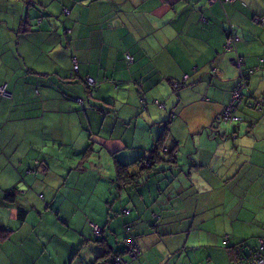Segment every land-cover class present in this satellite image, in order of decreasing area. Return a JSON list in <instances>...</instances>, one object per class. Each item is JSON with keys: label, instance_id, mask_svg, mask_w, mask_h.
<instances>
[{"label": "crops", "instance_id": "1", "mask_svg": "<svg viewBox=\"0 0 264 264\" xmlns=\"http://www.w3.org/2000/svg\"><path fill=\"white\" fill-rule=\"evenodd\" d=\"M254 15H264V0H0V85L10 93L0 97V264L126 257L127 226L142 238L129 264H230L227 247H257L264 109L243 101L239 126L216 122L241 71L237 56L222 52L227 23L239 28L242 71L261 67L249 93L264 92V30ZM185 76L174 91L171 82ZM64 119L88 125L99 148L81 129L75 138L62 130ZM170 154L178 169L167 179L179 187L124 190L116 181L118 166L134 174L143 162L151 163L145 176L163 181L156 163ZM178 163L194 172L184 176ZM98 177L113 193L94 188ZM84 222L87 234L76 227Z\"/></svg>", "mask_w": 264, "mask_h": 264}, {"label": "rangeland", "instance_id": "2", "mask_svg": "<svg viewBox=\"0 0 264 264\" xmlns=\"http://www.w3.org/2000/svg\"><path fill=\"white\" fill-rule=\"evenodd\" d=\"M104 35H106V32L104 31ZM221 124H224V125H229L231 127L233 126H239L241 123L239 122H233V121H228V122H221ZM61 129L64 130L66 133H68L70 136H72L73 138H75L76 136V132L78 129H81L84 131L85 135H86V138L89 140L90 144L93 146V147H98V145H94V142L93 140L91 139V134H93L94 132L90 130L89 126L82 123V124H78V123H72L71 121H69L68 119H64L62 124H61ZM161 156H163V152H160ZM166 156V155H165ZM180 157V156H179ZM182 158L181 162L183 161H187L188 159H190V156H188V153L187 154H183V157H180ZM163 160H168V157H162ZM103 160H105V157H103ZM210 160H215V157L214 158H210ZM178 162V161H177ZM226 162V161H225ZM149 163L147 162H143V167L144 169L147 171L149 166H148ZM158 165V168L156 169V174L157 176H160L162 178L163 181L159 180V179H155L154 178H151L149 180H147V184H150L154 187H158V186H161V187H164L165 185L167 186H170L172 188H177L179 187V183L177 181H174L175 183H170L167 179V176L168 174H173L176 172V169L172 168V166L167 162H162V163H159L158 162L156 163ZM180 165V163H178V166ZM191 172H194L190 166L188 165H180V171L182 172V174L184 176H186L188 173H189V170ZM145 170H142L141 173L143 174V177H144V173L146 172ZM193 176H194V173H193ZM145 178V177H144ZM150 185H147V187H145V194L147 196H149L150 194L153 195L154 194V190H153V187ZM187 186V185H186ZM70 187V186H69ZM94 188L97 189V190H104L106 191L108 194H111L113 193V190H114V183L112 182H109V181H104L102 180L101 178L98 177V180H96L94 182ZM204 190H206L207 188H203ZM69 192V190H66ZM115 192L119 193L120 190L119 189H115ZM126 194V193H125ZM72 198L68 199V203H72ZM197 202V205L199 206V204H201L202 208L204 210H211V208L209 206H203L201 201L198 199L196 200ZM79 204V203H78ZM258 213H259V216L263 215V200L262 199H259L257 200V208L255 209ZM246 221H249V222H252L253 219H254V215L249 213L247 217H245ZM85 224L83 226H80L79 224L76 225L77 229H80V227H83L84 228V233L87 234L88 233V227L89 225L86 224V222H84ZM91 228H92V232H93V236L95 238L99 237L102 235V232L100 233V235H96L94 233V230H93V227L91 225ZM129 228V227H128ZM127 227H125V230L126 232L129 234V240L131 238H134L135 239V236L131 233V228L128 229ZM248 232V231H247ZM143 237V236H142ZM139 240H141L142 238L138 237ZM128 241H126V251H125V254H128V255H131L133 254V252L130 250V247L128 246ZM124 242V241H123ZM56 245L58 247H62V243H59V242H55ZM260 244H261V240L259 241V245L255 248H259L260 247ZM119 245V244H118ZM142 245L143 242H142ZM133 250V249H132ZM135 253V252H134ZM85 254H89V253H85ZM84 254V255H85ZM137 255V253L135 254ZM134 255V256H135ZM79 257H82V256H79ZM85 258H88V257H85ZM121 258L126 262V264L128 263V261L124 258V255L122 254H116L112 251H108L107 253L104 254V256L102 257L103 259V263L105 264H124V263H121ZM89 259V258H88ZM137 261H135L136 263ZM76 264V263H75ZM81 264V263H80Z\"/></svg>", "mask_w": 264, "mask_h": 264}, {"label": "trees", "instance_id": "3", "mask_svg": "<svg viewBox=\"0 0 264 264\" xmlns=\"http://www.w3.org/2000/svg\"><path fill=\"white\" fill-rule=\"evenodd\" d=\"M66 13H68V10L65 9L64 10V14L67 15ZM255 18L264 19V15H254L251 18V24L253 26H256V27L260 28L261 30H264V24L257 23L255 21ZM227 24L228 25H227V28L225 30V43L223 45L222 52L224 54L232 52L233 55L237 56L236 58L239 59L240 64H241L240 65V70L244 74V76L247 77V79H246V85H247V87H246V89L243 90V93L246 94L247 92H249L248 91L249 77L252 74H254L255 72H257L258 70H260L261 67H260V65H257L255 67H252V68L248 69L246 72H243L242 71L241 67L243 65V60L238 55V51H237V46H238V44L241 41V37H240V34H239V28L237 26H234V25L230 24V23H227ZM233 35L235 36V41L233 42V44H232V41H231V44H232L231 45V48L226 49V44L232 39ZM260 60H261L260 62H262V58H260ZM176 83L178 84V86H177V89H178L180 87V85L182 84V82L181 81H176ZM173 86H174L173 85V82H171V87L173 88ZM8 94L10 96V93L9 92H8ZM262 96H264V92L262 93V95L259 98H261ZM231 97H232V95H231ZM1 98H3V97H1ZM250 98L253 99V100L258 99V98L254 97L252 95H251ZM226 106L227 105H225L223 107L222 112L224 111V109H225ZM256 108H249V109H254L255 110ZM261 109H264V107H262ZM222 112L220 113V115L222 114ZM217 118H216V122H217ZM217 123L220 124L219 122H217ZM153 155H154L153 156V159H151V160L156 159L155 156L158 155L157 150H154L153 151ZM176 161H177V158L174 156V154H170L169 155V159L166 161V163L168 162L169 164H171V165L174 166L172 168L178 169ZM150 167H151V163L149 162V168ZM149 168H148V170H149ZM126 169H127V166H122V168L118 166V168H117V178H116V181L119 182L121 185H126V186H124V190H126L127 187H130L132 185H133L134 188H136L137 186H139L140 184L142 185V183L146 182L149 179V177L145 176V174L147 172L144 173L145 178L143 177V174L141 173V170L144 169L143 164L141 166V170H138L134 174H130V173L127 174V170ZM11 195L12 194H7L6 195L7 200L8 199L9 200H13L12 198H10ZM125 211H127V210L125 209V210L122 211V215H127L129 213L128 212L127 214H125ZM90 225H96V224H93L92 223ZM96 226L100 227L102 233L105 231V229L103 227H101L99 225H96ZM127 227L131 228L130 226H127ZM125 233H126V238H127L126 241H128L129 240V234L126 232V230H125ZM133 242L136 244V246L138 248V253H137V255H135L134 258H132L130 255L126 254V257H124V258L128 261L127 264H129L130 262L134 261L141 254L137 237H135V239H133ZM227 242H229V241H225V243H227ZM131 244H132V241H129L128 242V246L131 247ZM226 249L230 252V254L232 256V259H233L230 264H245V263L250 262L253 258H259V257H256V254L254 253L255 250H257V248H253L252 250H250L249 248H246V246H243L242 244H239V245L229 246ZM246 249H249V256L248 257H246L245 256V253H244V251ZM262 254H263V252H262ZM99 259H100L99 257L95 258L94 264H105L103 262H100Z\"/></svg>", "mask_w": 264, "mask_h": 264}, {"label": "built area", "instance_id": "4", "mask_svg": "<svg viewBox=\"0 0 264 264\" xmlns=\"http://www.w3.org/2000/svg\"><path fill=\"white\" fill-rule=\"evenodd\" d=\"M225 1H232V0H225ZM255 21L259 24H264V19L255 18ZM231 41L233 44V42L235 41L234 35H233L232 39L226 44V49L231 48V45H232ZM234 61L236 63V66L240 70V65H241L240 61L236 60V59H234ZM74 69H77V67H75ZM186 78L187 77L185 76L184 80L182 81V84L184 83ZM246 79H247V77L244 76V74L240 71L239 83L232 93V97H231L229 104H227V106L225 107L222 114L217 118V122H219V123L228 122V121L241 122L242 119L239 115H236V111H237L238 107L243 103V101H246V107L247 108H256L257 107L256 109H261L262 107H264V96H262L261 98H258L256 100H253L250 98L251 95H249V94L244 95L243 90L246 89V87H247ZM86 84L88 86V89H90L89 90L90 95H93L94 87L96 86L95 80L91 77H88V78H86ZM173 85H174V88H177V86H178L177 83H173ZM0 96L3 98H7L9 96V94L7 92L6 84L0 85ZM148 166H149V164H148ZM128 212L129 211H125V214H127ZM92 227H93L94 233L97 236L100 235V233H101L100 227H98L96 225H92ZM128 229H130V228H128ZM133 239L134 238H131L129 240V241H132V244L130 247V250L133 252L132 256L130 255L132 258H134L135 257L134 255L136 253H138V248H137L136 244L133 242ZM225 241H229V238L225 237ZM262 252H263V254H262ZM254 253L256 254V257H259V258H253L250 262L245 263V264H264V241H261L260 247L257 248V250H255ZM121 263L126 264V262L122 258H121Z\"/></svg>", "mask_w": 264, "mask_h": 264}, {"label": "clouds", "instance_id": "5", "mask_svg": "<svg viewBox=\"0 0 264 264\" xmlns=\"http://www.w3.org/2000/svg\"><path fill=\"white\" fill-rule=\"evenodd\" d=\"M187 77V76H186ZM187 79H188V77L186 78V80L184 81V83L177 89V88H174V86H173V89H175L176 91L177 90H179V89H181V88H184L185 87V85H186V83H187ZM183 80H184V78H183ZM183 80H181V82L183 81ZM173 83H176V81H172ZM7 87V86H6ZM174 90V91H175ZM241 117V116H240ZM241 119H242V117H241ZM243 121V119L241 120V122ZM241 122H239V123H241ZM221 124V123H220ZM164 150L165 151H167V149L166 148H164ZM261 241H264V240H261Z\"/></svg>", "mask_w": 264, "mask_h": 264}, {"label": "water", "instance_id": "6", "mask_svg": "<svg viewBox=\"0 0 264 264\" xmlns=\"http://www.w3.org/2000/svg\"><path fill=\"white\" fill-rule=\"evenodd\" d=\"M247 94L250 95L249 92H247ZM247 94H244V95H247ZM255 110H261V109H255ZM244 253H245V256L248 257V256H249V249H246V250L244 251Z\"/></svg>", "mask_w": 264, "mask_h": 264}, {"label": "flooded vegetation", "instance_id": "7", "mask_svg": "<svg viewBox=\"0 0 264 264\" xmlns=\"http://www.w3.org/2000/svg\"><path fill=\"white\" fill-rule=\"evenodd\" d=\"M233 93V92H232ZM233 138H235L236 136H232Z\"/></svg>", "mask_w": 264, "mask_h": 264}, {"label": "bare ground", "instance_id": "8", "mask_svg": "<svg viewBox=\"0 0 264 264\" xmlns=\"http://www.w3.org/2000/svg\"><path fill=\"white\" fill-rule=\"evenodd\" d=\"M175 169V168H174ZM43 256V255H42Z\"/></svg>", "mask_w": 264, "mask_h": 264}]
</instances>
